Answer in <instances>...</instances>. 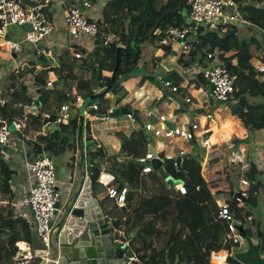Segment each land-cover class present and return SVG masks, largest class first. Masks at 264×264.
Here are the masks:
<instances>
[{
	"label": "trees",
	"instance_id": "1",
	"mask_svg": "<svg viewBox=\"0 0 264 264\" xmlns=\"http://www.w3.org/2000/svg\"><path fill=\"white\" fill-rule=\"evenodd\" d=\"M100 0H92L93 3H97ZM240 4L243 2L241 0H236ZM256 2H264V0H255ZM109 9V10H108ZM178 11L176 12V10ZM186 11L190 13V7L187 4V0H171L170 3L158 5L157 0H109L104 10L103 16L104 20H111V31L119 34L121 41L119 43H114L110 46H104L101 40H98L94 49L89 50L85 48L78 49L81 52L82 58L77 59L75 55L72 57L70 52H65L60 59V67L56 70L58 75V86L61 82L69 83L74 82L76 76L73 74L72 63L74 60L82 64V68L90 72V76L82 81L78 82V91L85 99L89 98L95 94L103 92L111 82V77L103 76L104 70H109L111 73L114 71L117 50L119 47L127 48L130 55V60H133L135 53H137V62L135 64L129 65L126 61L124 55H122V63L118 70L117 77L114 86L110 94L117 97V103H121L130 91L144 84L130 86L123 88L122 84L127 79L139 78L140 83L151 82L153 86H160L161 74V63L163 61L160 57L151 56L149 61H145L143 66L141 62L144 61V57H141V45L145 41L150 42L153 46H156L158 50H162L165 58H175L178 56V52L173 48L172 42L168 41V33L172 28H179L181 30H190L194 27V24L185 21L183 12ZM243 13H248L251 15L252 22L259 25L260 22L264 21V9H258L255 7H246L242 9ZM102 25L100 22H98ZM158 26L159 33H154L149 36L154 28ZM195 33V32H191ZM194 40L190 44L197 47V50H193L190 53H182L179 64L183 66L184 70L193 68L196 65L207 67L210 65V61L207 60L206 54L203 50L210 47L216 53V56L220 59V63L229 64L227 68L229 71L237 77L235 82V87L237 88V93L235 98L230 101V104L225 105L219 103L218 108L225 109L228 108L229 111L236 117L240 118V121L235 126L234 133L239 136L242 134V125L239 123L242 121L246 129L251 131H261L264 129V81H261L258 77V70L252 65L253 59L256 57L260 50H264V40L259 41L258 39L252 38L249 41L241 40L234 32H227L225 34H220L218 32L208 31L206 28L202 27L196 31ZM149 36V38H148ZM147 38V39H146ZM143 40V41H141ZM137 41L134 49H131V43ZM141 41V42H139ZM74 47L72 48V50ZM77 50V48H76ZM235 52V55L226 58L225 55L230 52ZM234 61V62H233ZM139 67H143L146 71L145 75L133 76L135 70ZM27 70L15 71L9 76V85L14 90L10 95V100L7 101L6 105H0V115L3 118H10L15 116H24L23 108H15V104L31 105L34 100L30 98L27 94L26 87L21 83V79L28 73ZM171 74L179 77L177 72H172ZM170 75L172 77L173 75ZM187 76V75H186ZM41 76H37V81L44 86ZM178 81V79H177ZM198 84H201L199 78L195 80ZM179 82V81H178ZM182 84V82H180ZM20 86L19 88L17 87ZM204 87H206V82H204ZM48 96H52L57 93L61 101L72 102L71 98L62 95L61 92L55 88ZM162 90V89H160ZM57 91V92H56ZM59 92V93H58ZM164 95L171 99L180 101V98L162 91ZM47 90L45 88L41 89V95L44 99L46 97ZM258 98H261L259 100ZM104 99V98H100ZM97 99L93 100V103ZM61 107V106H60ZM101 112L105 111V107L101 106ZM218 111V110H216ZM214 111V112H216ZM43 113L39 111L36 116V123L38 131H42L44 127V122L41 118ZM28 119L30 117L27 116ZM79 118L78 115L70 121L68 125H61L62 131L55 132L52 135L44 137L46 139V145H35L28 143V156L32 159L31 161L40 158L43 154H49L54 157L62 154L65 149H70L75 151L76 145L75 139L79 132ZM248 130V131H249ZM122 137V136H121ZM250 137V135H249ZM249 137L245 140H239L235 138L233 142L240 145L243 142H248ZM123 141L126 138L122 137ZM226 148V147H224ZM223 148H220L219 153L223 154ZM89 154H87L89 161L96 165L98 160L101 158L103 153V144L96 140L93 146H90ZM229 151V150H228ZM106 153H104V156ZM215 161L225 163L226 159L215 158L211 160V163ZM149 164V162H146ZM114 164H118L117 162ZM215 164V163H214ZM213 164V165H214ZM117 167L123 168L128 173L126 179L132 181L135 180L132 173L131 165H118ZM114 167L109 169L108 172L111 174H116ZM135 170V171H134ZM133 170V175L135 173L136 177L139 178L141 170ZM143 170V169H142ZM202 162L199 160L195 164L190 166L189 174L195 179L194 186L192 188L191 198H194L192 205H186L185 199H181L180 202L184 203V208L186 207L184 213H182V218L176 220L182 225V230H187L189 234H186V238L183 241V246H181L182 256L181 261L186 264H211L212 255L219 254L222 251H228L230 247V241L221 239L227 236L228 226L224 222H216V219L211 214L215 208L214 194L218 185L212 179L207 182L202 175ZM15 175V171L11 167L8 160L1 157L0 159V202L7 200L12 205L10 208L0 207V264H14V257L18 249V243L25 240L34 246L35 234L33 232V226L25 219L21 213L17 211V195L12 187V179ZM122 178V177H121ZM119 179L121 182L124 181ZM250 183L249 193L247 195V200L242 203L234 198L235 191L231 192V198L226 200V204L229 206L230 211L234 215L235 223H240L245 227L247 235L250 237H257V221L254 215V209L259 207L260 203V193L264 194V179H262V172L258 171L253 165L251 167L250 173L246 175ZM138 182V180H137ZM123 184H120L119 189ZM131 187V185L129 186ZM7 196V198L5 196ZM153 201L155 205L153 204ZM162 203L160 197L149 200L141 206L144 212L156 213L155 209ZM201 206V211L199 208ZM152 209V210H151ZM141 210V211H142ZM205 212V213H203ZM207 213V214H206ZM207 221V222H206ZM148 230L149 235H154L156 229L153 225ZM182 232V231H181ZM262 242L264 245V228L261 231ZM179 236H183L181 233ZM205 238L206 244H201L198 246L197 241L201 238ZM148 240L145 239V243ZM221 262H225V256L220 257ZM174 262V261H173ZM231 264H240L234 258L229 259Z\"/></svg>",
	"mask_w": 264,
	"mask_h": 264
},
{
	"label": "crops",
	"instance_id": "2",
	"mask_svg": "<svg viewBox=\"0 0 264 264\" xmlns=\"http://www.w3.org/2000/svg\"><path fill=\"white\" fill-rule=\"evenodd\" d=\"M244 5V9L246 7H255L258 9H264V2H256L255 0H241ZM26 3H30V0H25ZM109 0H100V2L94 3V8L90 11H87V15L90 19L97 20L99 21L103 27H106L108 31H111L110 26H111V20H104V10L106 8L107 3ZM72 2L71 0H53L52 4L50 7H48L46 10H44L43 15L44 17L53 25L55 26V30L53 34L48 36L42 43H40L38 46H32L29 43L26 42L25 39V34H26V28L19 27V26H10L8 28V34H7V39L15 41L22 46V50L19 54H14L17 57L11 58L7 54H2L0 52V99L5 100L6 102L4 104L0 103V105H6L7 101L10 100V95L14 91L8 81H9V76L14 73L15 71H23V70H28L27 75H25L21 79V83L26 87L28 96L31 95L32 92L37 90H41L42 88H45V90L48 89L46 86L48 81H54V86L56 89H58L62 95H65L68 98H71L73 101V96L71 92V87L69 91H65L62 89L66 87V83L63 81L61 82V85L57 87L58 85V75L56 73V70L59 69L61 63L60 59L65 52H70L71 56L73 57L77 52L80 44L73 40L71 36L68 33L67 30V25H66V15L68 13V10L71 8ZM244 11V16L248 20L249 24L246 26H236L233 29H231L229 32H234L236 31L237 36L241 40H246L245 37H241L239 33L240 29H243L246 27V29H243L244 32H251L253 29H259L264 32V21L260 22L259 25H256L252 22L251 15L248 13H245ZM242 27V28H241ZM240 28V29H239ZM239 29V30H238ZM241 37V38H240ZM255 38L251 37L250 39ZM256 39V38H255ZM74 47V51L72 52V48ZM77 48V50H76ZM173 48L178 52L179 51V46H174ZM89 50H91L89 48ZM179 53V52H178ZM157 57H160L163 59L162 62L166 60H176V58H165L164 53L162 50H159L158 52L155 53ZM235 55V52H230L225 55L226 58H230ZM125 56V55H124ZM22 58L21 60L23 63L21 64L18 60ZM58 58V59H57ZM126 58V57H125ZM260 55L259 52L257 53L256 57L252 61V65L256 68L259 64H262L260 61ZM127 61V60H126ZM264 61V60H263ZM220 62V59H219ZM234 62V61H233ZM54 64H56V67L53 68ZM58 65V66H57ZM73 66V74L76 76L75 80H84L90 76V72L86 71L84 68H82V64L80 62H77L76 60L73 61L72 63ZM50 67V68H49ZM187 70H184V75ZM103 76L105 77H111L112 73L107 69L103 71ZM171 73H165L163 70V75H168ZM40 75L42 82L44 83V86L38 83L37 81V76ZM173 75V74H171ZM33 76L32 80H27L28 77ZM162 78V77H160ZM172 81L178 82L177 77L173 75L171 77ZM185 82L182 86L183 87H188L186 84H189L190 86H198L199 90H203L200 92H205L209 96V105H205L204 102L205 100L202 98V96H199L198 101L201 103L200 106H189L186 99L179 95L180 101H177L175 99H171L169 97H165L162 95L161 90L156 86H153L151 82H145V83H140L139 78H134V84H128V80L124 81V83L127 85L126 87L130 86H136L140 84H144L142 87L137 86L133 88L127 98H125L120 104L117 103V97H114V95L109 94L107 97L109 98L111 105L109 108H126L130 110L132 113L136 114L139 120H134L133 118L128 117H123L119 116L116 118H112L111 120L101 122V120L93 124L92 120L88 121L89 124H93L91 127H87V136L86 139H82L81 144L83 147L85 159H84V164H85V169H86V164L87 160L89 159L88 156L86 155V152H89V148L86 149V143L94 141V144L96 140L100 143L103 144V153L101 158L98 160L96 165H94L95 169L99 170H106L107 174L113 177L114 181V186L118 185L119 183H122L123 185L129 184L130 191L128 193L127 197V202L124 205H118L114 200L110 199L108 197V190L104 186H98L99 189V196L100 198L98 200H101L102 206H104L105 210L107 209V215H109L112 219L114 220H121L122 221V226L120 228V233L123 237L124 242H130V251L134 254V257L136 258L138 263L141 264H186L181 261V256H182V251H181V246H183V241L186 238V234H189L187 230H182V225L177 222L176 220H179L182 218V213H184L186 207L184 208V203L186 205H192L193 206V200L194 198H191L190 194L192 193V184H194L195 179H193L190 174V166L195 164V162L199 161V156L198 153L202 149L200 146L196 147V149L188 150L189 154L185 155H191V158H188L187 161L183 160L181 164V172H179L180 175L184 176L183 179H180L174 176L178 180H183L184 185L187 186L189 190V195L188 196H181L177 190L176 187L173 188H168L165 181L158 175L156 172L155 173H150V174H144L142 173L139 178L136 177L135 173L133 175V170L139 169L142 172L145 166H148L149 164H146V159L141 158L145 157L148 152H150L153 148L156 152L161 154V149L159 148L158 145H156V142L153 138V134L148 132L144 126L148 124L149 122L152 123H157V120L159 117H161L164 113V110L166 106L171 105V107H174L176 109L182 110L181 113H178L179 119L183 121H190L193 123H190L188 130L194 122L198 121H204V116L207 113H212L216 111L212 107V103L210 101V94L208 92V89L205 87H201L198 85V83L195 81L197 78L190 79L188 76L185 75V78H183ZM130 80V79H129ZM190 81V83H189ZM73 82V81H72ZM79 82V81H78ZM192 82V83H191ZM161 83V82H160ZM180 83V82H179ZM78 86V83H77ZM19 88L20 86L17 85ZM74 87V86H73ZM124 87V88H126ZM51 89V88H50ZM49 90V89H48ZM57 92V91H56ZM59 93V92H58ZM46 94V93H45ZM100 94V93H98ZM39 97H41V104L42 107L44 106L45 102L47 99H49L51 105L53 106V111L52 113L55 114L60 110V106L64 103H69L71 104L72 102H66L65 100L61 101L59 99L58 94L55 93V95L48 96L47 98L42 97L41 93L36 94L35 97H32V99L35 101ZM116 101V102H115ZM208 101V100H207ZM55 102V103H54ZM93 103V101L91 102ZM15 108H23L24 110V116H15V117H10L12 121L15 120H25L26 118L28 119L27 116L30 115L28 119V123L26 121V124L30 125L31 127L25 131L27 138L24 139L23 142L19 141V138L21 140V136L18 135L17 132H15V135H13V141L7 146V160L9 163L11 162H17L21 163V173L13 168L15 171V175L13 176L12 179V187L14 192L17 195V203L16 207L18 211L21 213V215L27 219V217H30L31 215V210L28 205H26V201L28 198V190H29V181L27 177V172L24 170V165L23 161L25 160L26 162L31 161L32 159L30 156H28V150L30 149L28 147V143L32 144H39L42 146L46 145V139L44 137H47L48 135H52L55 132H48L47 135H45L44 132V127L42 128V131H38L37 129V123H36V115L41 111L42 107L39 108L36 111V114H31L30 111L34 107V102L31 105H22V104H15ZM82 107V106H81ZM78 106H73V114L74 118L78 115V118L80 119L79 112L80 108ZM89 107H86L85 112H84V117L86 119V116L91 113L88 111ZM106 108V107H105ZM222 110V109H221ZM223 111H229L227 108ZM153 112V116L149 117L148 114ZM227 112L223 113V116H226ZM30 113V114H28ZM43 113V112H42ZM229 113V112H228ZM186 114V115H185ZM92 115V114H91ZM183 117H181V116ZM2 119L9 120L8 118H3L2 115H0ZM12 121L9 123L12 126ZM80 121V120H79ZM44 122V121H43ZM166 123V122H165ZM85 124V121H84ZM167 124H170V122L167 121ZM174 124H170L171 127H173ZM61 127V126H60ZM168 127V126H167ZM12 129H14L12 127ZM154 129V128H153ZM100 131L103 132V137L102 140L99 141V138L93 133H98ZM59 132V131H56ZM84 132V130H83ZM249 131L246 129H242V134L240 140H245V138L248 136L249 137ZM261 132H264V129L261 130ZM124 136L126 138V141L122 140V137ZM83 137V136H82ZM262 137H264V133H262ZM16 140L18 142H16ZM75 140V145H76V150L70 152L72 154L71 159L73 162H64V159L61 160L59 163L55 161L56 167H57V175H58V180H68L73 174L80 175V152H79V144L77 141V135L75 139H73L71 142ZM198 142V140H197ZM93 144V145H94ZM248 145L244 146L241 145L242 147H239L238 145V151L239 154H244V159L247 160L248 163V168L251 166H255L258 171L262 172V179H264V146L262 147H257L254 145V143H247ZM91 145V146H93ZM25 146H27V150H25ZM249 147V150L246 153V148ZM240 148H243L244 153L240 150ZM22 149H24V152H20ZM231 149V145L228 151V155ZM248 149V148H247ZM206 150V149H205ZM67 151H71L69 149H65V151L60 154L59 156L55 157V159H58L62 157ZM207 151V150H206ZM249 152H251L250 156H248ZM104 153L106 155L104 156ZM184 154V153H182ZM208 155H211L210 152L207 153ZM248 154V155H247ZM162 158V155H160ZM203 160L202 163L203 165H208L211 161V159L208 157L206 158L205 156H202ZM88 158V159H87ZM165 159V158H164ZM170 159V158H168ZM12 160V161H9ZM118 164H114V163ZM251 164V165H250ZM118 165H131L134 168H131L132 173L130 174L135 178L134 181L126 179V176H128L126 170L123 168L117 167ZM91 166V165H90ZM188 166V170L184 174L185 168ZM115 171L116 174H111L108 172L109 169L112 168ZM93 168V169H94ZM203 168V167H202ZM206 168H203V171ZM135 171V170H134ZM154 174L157 175V177L154 176ZM223 174V173H222ZM186 175V178H185ZM203 177L204 173H202ZM122 177V178H121ZM223 176H221L222 178ZM118 180H117V179ZM122 179L124 181H120L119 179ZM138 180V182H137ZM193 180V181H192ZM207 182H210L212 180L211 177L208 179L205 178ZM117 188L120 187V184L116 186ZM215 190L214 194V202H215V208L212 211L211 214L212 216L215 217L216 219V211L217 208L222 204L223 201L221 195H217ZM219 191V190H218ZM5 196V195H3ZM218 196V198H217ZM259 196H264L263 193H260ZM7 198V196H5ZM156 197H160V200L162 203L158 206V209L155 206L154 211H157L156 213H149V212H144L141 209V206H144V203L155 199ZM221 197V198H219ZM185 199L184 203H181V199ZM225 199V198H224ZM223 201V202H222ZM104 202V203H103ZM153 204L155 205L154 201ZM1 205L5 208H10L12 205L9 203V201L4 200L0 202V207ZM106 206V207H105ZM142 210V211H141ZM152 210V209H151ZM199 211H201V206L199 208ZM205 213V212H203ZM207 214V213H206ZM257 221V232H261L262 229L264 228V219L256 218ZM207 222V221H206ZM216 222H218L216 220ZM150 225H153V227L156 229L154 235H149L148 230L151 228ZM236 225H241L240 223ZM259 227V229H258ZM182 231V232H181ZM227 236L222 237L221 239L228 240V235H229V230L227 231ZM182 234L183 236H179V234ZM254 242L257 241L258 236L251 237ZM145 239L148 240L147 243H145ZM205 238H201L197 241L198 246L201 244H206ZM40 240L38 237L35 236V243H34V248L39 246ZM242 245V244H241ZM240 245V246H241ZM244 246V247H243ZM243 249L240 251H245L247 250V245H243ZM230 248V247H229ZM239 251V252H240ZM262 257H264V246L262 250ZM219 254H225V262L228 257H233V250L229 251H222ZM216 255L213 254L211 258V264H213L216 260ZM174 261V262H173Z\"/></svg>",
	"mask_w": 264,
	"mask_h": 264
},
{
	"label": "built area",
	"instance_id": "3",
	"mask_svg": "<svg viewBox=\"0 0 264 264\" xmlns=\"http://www.w3.org/2000/svg\"><path fill=\"white\" fill-rule=\"evenodd\" d=\"M52 2L53 0H30V3H26L25 0H0V52L13 58L14 54H19L22 50L21 44L6 38L10 26L14 25L26 28L25 39L26 42L32 46H38L48 36L53 34L55 26L43 15L44 10L50 7ZM71 2L72 6L68 10L65 21L69 35L80 44V48H90L92 50L95 48L98 40H101L104 46H110L121 41V37L118 33L108 31L106 27L98 23L99 21L88 17L87 11L94 8L92 0H71ZM187 4L191 9L190 18L188 20L194 24V27L190 30L172 28L168 33V41L172 42L174 46H179V51L182 49V53L188 54L193 50H197V47L192 46L190 42L197 36L196 31L199 28L204 27L208 31L218 32L222 35L236 26H246L249 24L242 11L244 5L236 0H187ZM189 32L195 33H191L186 39L185 44H182V41L187 37ZM203 52L206 54L207 60L210 61L211 65L207 67L196 65L188 69L186 74L189 76L188 73H190L192 76L194 75L197 77L201 74L202 77H204L213 109L217 108L215 110H221V108L217 107L219 103L228 105L230 101L235 98L237 93V88L235 87L237 77L229 71L225 64L219 62V58L210 47L205 48ZM82 55L81 52H77L75 57L81 59ZM55 67L56 64H54L53 68ZM256 69L259 72L257 78L264 81V64H259ZM46 86L52 89L54 87V81H48ZM71 92L73 96L71 104H62L60 110L55 114L44 113L41 115L45 126L50 124L66 126L70 123L74 117L73 106L81 107L85 101V98L79 94L78 86L72 87ZM5 102V100L0 99V103L4 104ZM101 109V106L96 102L91 103V106L88 108L89 112L94 111L96 115H106V118L103 120L93 115L96 117L92 120L93 124L98 123L100 120L101 122L111 120V116L116 111V108L113 107L106 108L104 112H101ZM36 111L37 110L33 107L30 113L36 114ZM228 112L232 118L238 119V117L234 116L230 111ZM8 119L9 120H5L0 117V159L3 157L6 160L7 146L13 141L15 132L21 136V140L19 138V141L23 142L24 139L27 138L25 131L28 127H31L26 124V121L28 123L27 118L25 120L15 121H12L11 118ZM10 121H12V126L9 123ZM239 125H242V127L246 129L242 121ZM88 126L91 127L92 125L88 123ZM12 127L14 129H12ZM186 133L190 139H193V137L196 138L194 125L192 132H190L189 128L186 130ZM240 137L241 136L237 133H234L231 143H233L235 138L241 139ZM16 142L18 141L16 140ZM22 150L20 152H22ZM145 161L148 162L149 160ZM23 165L29 181L26 205L30 207L31 215L27 217V220L32 224L35 236L39 238L41 243L45 244L49 241L52 231L51 225L57 215L61 199V195L56 188L58 175L55 159L52 155L45 153L40 158L33 161L25 163L24 160ZM181 168L182 167L178 168V172H181ZM143 172L145 174L155 173L150 166L144 167ZM98 176L99 180L93 184L95 196L98 199L100 198L95 192L97 186H104L108 190V196L113 197V187L121 183L114 186L113 177L108 175L106 170H100ZM169 176L172 181L177 180L173 174H169ZM244 184L247 185V188L243 190L242 193L245 198H247L250 183L245 181ZM175 187L177 192L183 197L190 194L186 185H177ZM128 192L129 184L126 183L119 191L118 202L120 204L126 202ZM216 216L228 226L229 234L231 235L229 249L233 250L234 246H240L244 241L239 233L237 235L233 234L236 230L235 218L226 202L220 204L217 208ZM33 250L34 247L29 242L25 240L19 242L18 249L13 259L14 264H30L35 257ZM124 253L126 255L125 250ZM230 258H232V256L229 257L228 254L225 264H231L229 263Z\"/></svg>",
	"mask_w": 264,
	"mask_h": 264
},
{
	"label": "water",
	"instance_id": "4",
	"mask_svg": "<svg viewBox=\"0 0 264 264\" xmlns=\"http://www.w3.org/2000/svg\"><path fill=\"white\" fill-rule=\"evenodd\" d=\"M178 9L176 10V12ZM158 30L156 26L152 36ZM191 35L189 32L187 37L182 41L185 44L186 39ZM148 36V38H149ZM147 39V38H146ZM143 41V40H141ZM139 41V42H141ZM137 41L131 43V49H134ZM122 55H125L129 65L137 62V53L133 60H130L129 51L127 48L119 47L116 55V62L114 71L111 76V82L108 87L100 94H95L86 98L82 107L80 108V125H79V152H80V175L73 174L68 180L56 181V188L61 195L60 205L57 215L52 222V231L48 243H40L34 248V260L30 264H125L126 255L124 253L125 244L119 240L114 231L110 218L107 215V210L102 206L101 202L93 192V184L96 182L97 173L99 169H92L87 172L84 164V151L81 144L84 130V112L86 107L91 106V102L95 99L104 98L109 95L118 70L122 63ZM182 49L178 53L176 60H166L161 63V66L166 73L177 72L183 79L184 68L179 64ZM14 57H17L16 55ZM229 64H225L228 66ZM161 83L171 85L175 88L180 86L179 82L172 81L168 75L160 79ZM40 94L41 90H37ZM42 107L41 97L34 101V109L38 110ZM92 115L100 119H105L106 115H96L91 111ZM131 115V111L123 108L116 109L111 116ZM192 130L193 128L190 127ZM62 131V128L56 124H50L44 127L45 135L48 132ZM94 144V141L86 143V149ZM191 158V155L182 154L175 158V164L178 168L181 167L183 160ZM173 159L165 158L163 160L159 157L153 158L150 161L151 167L158 172V174L165 181L168 188H173L177 185H184L183 180L172 181L168 173L164 169V164L171 163ZM99 175V174H98ZM234 198L245 203L247 198L242 192H237ZM235 229L242 237L243 241L247 242V250L233 253V258L240 264H264V257H262L263 242L262 233H258L257 241L247 235L243 225H235ZM259 229V227H258Z\"/></svg>",
	"mask_w": 264,
	"mask_h": 264
},
{
	"label": "rangeland",
	"instance_id": "5",
	"mask_svg": "<svg viewBox=\"0 0 264 264\" xmlns=\"http://www.w3.org/2000/svg\"><path fill=\"white\" fill-rule=\"evenodd\" d=\"M170 2H171V0H157L158 5H160V6H162L163 4L170 3ZM190 13H191V9H190ZM190 13L189 12L186 13V11L183 12V16L185 18V21H187L190 18ZM243 29H246V27H244ZM243 29H240L239 33L241 35H243L241 37H245V39L247 41H249L251 37H255L259 41L264 40V32L263 31H261L259 29L258 30L253 29L251 32H244ZM157 33H159V31H157ZM140 45H141L140 47H141V54H142L141 57H144V61L141 62V66H143L145 61H149L151 59V56L157 57L155 55V53L158 52L159 50L156 48V46H153L148 41L140 43ZM72 52H75L74 49L72 50ZM259 55L261 58L260 61L262 62V64H264V61H263L264 60V50H260ZM21 59L22 58H20L18 61L22 64L23 61ZM210 65H211V63H210ZM161 68H162V66H161ZM163 70L164 69L162 68L160 75H163ZM164 71L166 73V70H164ZM26 72H28V70ZM145 74H146V71L143 69V67H139L137 70L134 71L133 76L145 75ZM188 74H189L188 78H190L191 80L194 78H199L201 84H198V85L204 88V82H206V80L204 79V77H202L201 74L198 77L194 76V75L192 76L190 73H188ZM177 78H178L179 82H182V84H180V86L178 88H175L171 85H167L165 83H160L161 82L160 81L159 84H161V85L158 87H159V89H162L161 92L166 91L167 93L173 94L177 97H179V95L182 97V95H183V97L186 99L189 106H193V105L200 106L201 103H199L198 98H199V96H202V98L205 100L204 104L206 106L209 105V103H210L209 102V96L205 92L204 93L200 92L203 90H199L197 85L193 87V86H190L189 84H186V86H188V87H183L182 85L185 83V82H183L184 79H182L180 76ZM32 79H33V76H30L27 78L28 81L32 80ZM127 80L129 81L128 84H134V80H132V79H130V80L127 79ZM78 81H81V80L78 79V80H75L74 82L66 83V87L65 88L62 87V89L65 91H69L70 87L72 88L73 86H77ZM189 83H190V81H189ZM122 86L124 88L127 85L125 83H123ZM48 89H47V93H46V98L53 91V89H50V88H48ZM36 94H37L36 91H34L31 93V95L29 97L30 98L35 97ZM53 95H55V94H53ZM162 95L167 98V96L164 95L163 92H162ZM258 99L261 100V98H258ZM210 101H211V99H210ZM96 103H98L100 106H104L106 108H109L111 105V102L107 96H105L104 99H100V98L97 99ZM51 104L52 103H50L49 99H47L44 106L41 109V112H43V114L44 113L53 114L52 111L54 108ZM227 110H228V108H227ZM181 111L182 110L171 107V105L166 106L164 113L162 115V119L164 122H166V126L157 124L153 129V138L156 142V145H158L159 148L162 150L161 154H160V155H162V158H159V159H161V160H163L164 158L173 159V161L171 163L164 164L165 171L169 174H174L176 177H178L180 179H183L184 176L180 175L178 172V167L175 164V158L178 156H181L182 153L189 154L188 150H192V149L195 150L196 147H199V149H200V146L198 145L197 138L193 137V139H190L187 136L188 134L186 133V129L188 128L190 123H193V122H190L189 120L188 121L180 120L178 113H181ZM121 116L127 117V114H124ZM114 117H117V116H114ZM118 117H119V115H118ZM181 117H183V116H181ZM94 118H96V117L91 115V113H89L86 116L82 139H86L88 121H91V119H94ZM167 121L170 122V124L171 123L174 124L173 127H171L170 124H167ZM91 125H93V124H91ZM193 125L191 126L192 128H193ZM190 132H192L191 129H190ZM248 133L250 134L248 142L246 141V142L241 143L239 145V147H242L241 145H243L245 148V146L248 145L247 143H252V142L257 147L264 146V137H262V133H264V132L257 131V130L256 131L249 130ZM102 134H103V132L100 130L98 133H95V134L93 133L94 136L96 135L99 138V141L102 140V137H103ZM78 136H79V132L77 134V141L79 144ZM247 138H248V136L246 137V139ZM231 144L232 145H231L229 155H228L229 148H227V147L222 149L223 154H221V153H219V151H217L216 153L208 155L207 154L208 150L206 151L205 149H201L198 153V156H199L198 158L201 162L203 160L202 156H205L206 158L209 157L211 160H214L215 158L226 159L225 163L215 161L214 162L215 164H214V163H211V161H210V163L208 165L202 164V167L206 168L204 171H202V173H204L205 178L208 179L209 177H211L214 180V182L217 183L219 191L217 190L216 193L218 196L221 195V197L223 198L222 199L223 201L229 200L231 198V192L230 191H235L237 193V192H242L243 190H246L247 185L244 184V182L248 181V179L246 178V175H248L250 173V170L252 167L251 166L250 168H248V163H247V160L244 159L245 158L244 154H241V153L239 154L238 145L235 142H233ZM247 148L245 150L246 153L249 150V147H247ZM25 150H27V146H25ZM240 150L243 153L245 152V151H243V148H240ZM22 152H24V150H22ZM70 152H72V150L67 151L62 157H60L58 159H55L54 156H52V157L58 163L63 159H64V162H66V163L73 162V160L71 159L72 154ZM87 154H89V152H86V155ZM248 154L247 155L250 156L251 152H249ZM187 160H188V158L185 161H187ZM9 161H12V160H9ZM87 161L88 162L86 164V171L90 172L94 168L95 164L91 163L89 161V159ZM202 163H204V162H202ZM10 165L12 168L19 171L20 174L23 173V172H21V163L11 162ZM187 170H188V166H186L184 174L186 173ZM154 176L157 177L156 174H154ZM221 176H223V177L221 178ZM185 178H186V175H185ZM191 186L193 188L194 184H192ZM218 196H217V198H218ZM221 197H219V198H221ZM259 200H260L259 207L257 209H254V215H256L257 219L262 218V217L264 219V196H261L259 198ZM17 211H18V209H17ZM233 234L237 235L238 232L235 230V232H233ZM241 244H242L241 246H234L233 247V253L238 252L241 249H243V247H244L243 245H247V242L244 241Z\"/></svg>",
	"mask_w": 264,
	"mask_h": 264
},
{
	"label": "bare ground",
	"instance_id": "6",
	"mask_svg": "<svg viewBox=\"0 0 264 264\" xmlns=\"http://www.w3.org/2000/svg\"><path fill=\"white\" fill-rule=\"evenodd\" d=\"M124 109H126V108H124ZM224 112H227V111L218 110L216 112L207 113L204 116V121L194 122L195 135H196V138L198 140L199 145L201 146L202 149L208 150V152H210L211 154L216 153L220 148H224V147L230 148L232 135L234 134V131H235V126L240 121V118L234 119V118H232V116L228 112H227L226 116H223ZM148 116L152 117L153 112L149 113ZM130 118H133L135 121L139 120L137 115L132 113V112H131ZM157 124L166 126V123L163 121L162 116L158 118L157 123L149 122L148 124H146L144 126V128L148 132L153 134V128ZM159 155H160V153L156 152L153 148L150 152H148V154L145 157L141 158L138 161H141L142 159L150 160L152 158L158 157ZM98 174H99V172L97 173V176L95 179L96 182L99 180ZM129 189H130V187H129ZM119 191H120L119 188L113 187L114 196L113 197L108 196V197L110 199L114 200L118 205H124L127 202V199H126V202L124 204H120L118 202ZM95 192L99 195L98 186H97ZM107 212H108V210H107ZM109 218H110L111 225H112L114 231L116 232L119 240H121L125 244V247H124V249L126 251L125 264H141V263L137 262L136 258L134 257V254L129 249L131 243L123 241V237L120 233L122 221L121 220H114L110 216H109ZM216 220L219 222H222L217 217H216ZM230 237H231V235L229 234L227 237L228 238L227 241H230V239H231ZM221 256L223 257V256H225V254H217L216 258H215L216 261L213 264H225V262L220 261Z\"/></svg>",
	"mask_w": 264,
	"mask_h": 264
},
{
	"label": "clouds",
	"instance_id": "7",
	"mask_svg": "<svg viewBox=\"0 0 264 264\" xmlns=\"http://www.w3.org/2000/svg\"><path fill=\"white\" fill-rule=\"evenodd\" d=\"M190 33H191V32H190ZM185 75H187V74L185 73ZM187 76H188V75H187ZM160 79H161V78H160ZM158 157L161 158L160 155H159ZM151 160H152V159H151ZM151 160L148 161V162H149V165H148V166H145V167H149V166L151 167V165H150V161H151ZM152 169H153V168H152ZM153 170H154V169H153ZM154 171H155V170H154ZM155 172H156V171H155ZM156 173L158 174V172H156ZM158 175H159V174H158ZM168 175H169V173H168ZM160 177H161V176H160ZM161 178H162V177H161ZM177 180H178V179H177ZM236 224H237V223H235V225H236ZM232 258H233V257H232Z\"/></svg>",
	"mask_w": 264,
	"mask_h": 264
}]
</instances>
